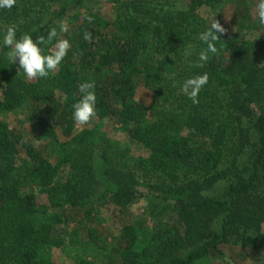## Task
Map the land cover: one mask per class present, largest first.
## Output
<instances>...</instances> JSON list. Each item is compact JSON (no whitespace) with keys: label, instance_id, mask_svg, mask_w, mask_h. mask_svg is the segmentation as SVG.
Returning a JSON list of instances; mask_svg holds the SVG:
<instances>
[{"label":"trees","instance_id":"obj_1","mask_svg":"<svg viewBox=\"0 0 264 264\" xmlns=\"http://www.w3.org/2000/svg\"><path fill=\"white\" fill-rule=\"evenodd\" d=\"M214 1L190 0L176 15L138 6L135 17L114 21L74 12L83 0H17L11 10L0 9V38L10 24L18 36L35 40L57 31L65 18L76 22L66 57L47 78L19 77L0 49V264H62L42 252L61 246L54 232L69 210L103 205L118 219L140 200L148 202V215L172 214L177 225L154 232L124 227L118 257L100 235L80 237L74 230L66 244L77 256L68 264H207L226 260L227 247L260 251L264 36L237 43L217 33V53L200 66L205 45L198 35L209 25L197 11ZM203 73L208 83L193 104L180 85ZM85 82L95 84V119L113 118L149 151L147 157L132 158L91 130L75 131L72 105ZM138 86L153 95L151 122L149 109L134 101ZM26 102L33 105L36 138L48 141L55 163L18 133L11 135L15 130L4 118ZM17 144L28 160L24 177L14 173ZM60 175L63 183L56 185ZM30 184L44 202L22 190Z\"/></svg>","mask_w":264,"mask_h":264},{"label":"rangeland","instance_id":"obj_2","mask_svg":"<svg viewBox=\"0 0 264 264\" xmlns=\"http://www.w3.org/2000/svg\"><path fill=\"white\" fill-rule=\"evenodd\" d=\"M189 1L190 0H83L82 6L78 10L75 9L74 12H79L83 15L92 13L105 20L114 21L118 17L120 20L135 17V8L138 6H148L151 12L154 11L156 14H163L170 11L172 14L176 15L177 12H184L187 10ZM212 3V5L203 6L197 11L208 25H210L214 18V21L218 22L224 29V33L237 43L242 41L252 42L255 38L264 36V25L259 24L254 12L256 0H215ZM144 17L145 16L142 14V18L148 21V18ZM62 25L67 28V31H61ZM75 26L76 22L70 18L59 21L57 25V37L51 44L47 45L46 52L52 49L56 40H68L69 36L74 32ZM1 48H3L2 37L0 38V49ZM14 66V71L19 77L32 80L28 79L22 71H19L18 64H14ZM134 101L149 109V112L146 113V119L148 122H151L153 120L152 113L150 112L153 105L152 93L143 86H138ZM32 111V103L26 102L20 108L7 114L4 120L9 124L12 131L13 129L15 130V132H11V135L18 133L23 141L30 143L37 152L55 163L57 158L52 148L48 145V141H38L36 138L38 135V126L31 120ZM73 128L75 131L88 129L95 132L100 142H106L116 150H128L129 156L132 158L147 157L149 155V151L141 143L131 139L127 135L125 129L118 125L113 118H106L103 120L94 118L85 125L74 123ZM187 131H190V129L187 128L186 132ZM55 133L56 136L61 139L60 132L55 130ZM206 140L209 142L208 139ZM227 145L231 146L229 144ZM17 150V163L15 164L14 173L15 175L24 177L28 166L26 152L20 144H17ZM189 177L191 179L196 178L194 175ZM138 179L140 182H143L145 180L147 181L149 178L146 176V178L141 179L138 177ZM62 183L63 176L60 175L56 181V185ZM22 190L35 195L39 202H44V196L40 194L36 186L30 184L22 188ZM147 204L148 202L146 200L136 201L131 204L128 210L120 215L118 219L112 218L108 206L103 205L90 204L78 210H69L66 214L64 223L57 226L54 232L55 237L62 241L61 246L51 248L42 252V254L44 257L62 264L74 262L77 254L74 248L67 246L66 241L72 231L78 230L80 237H84L86 233L89 232L100 235L107 241L110 247L108 249L112 250L115 257H118L119 247L117 245V240L122 234L124 227L132 226L135 231L143 230L154 232L160 228L164 229L172 225H177L178 221L172 214H166L162 218L148 215ZM259 234L260 243L263 246L259 249L260 251L240 246L227 247L225 249L227 253L226 260L213 259L207 262V264H260V261H264V222L261 224ZM9 264L16 263L12 261Z\"/></svg>","mask_w":264,"mask_h":264},{"label":"clouds","instance_id":"obj_3","mask_svg":"<svg viewBox=\"0 0 264 264\" xmlns=\"http://www.w3.org/2000/svg\"><path fill=\"white\" fill-rule=\"evenodd\" d=\"M17 0H0V9L11 10ZM254 12L260 25H264V0H256ZM61 31H67L65 26H61ZM18 28L15 24H10L2 30V47L6 51L4 55L10 65L18 64L19 71L28 79L47 78L54 72L67 55L70 43L67 39H58L52 49L46 52L42 45L51 44L57 37L55 28L51 29L47 38L38 37L33 39L30 34L17 35ZM224 29L218 22L212 19L210 25L199 33V41L205 47L198 54L199 65L207 63L210 54L217 53V42L220 41L219 34H223ZM84 39H90V34L85 33ZM189 54L186 52V55ZM208 74L195 75L187 78L180 85V91L192 101L193 104L199 102L198 95L202 88L208 83ZM80 99L72 105V118L78 125H85L97 116V97L95 84L92 82L81 83L79 86Z\"/></svg>","mask_w":264,"mask_h":264}]
</instances>
